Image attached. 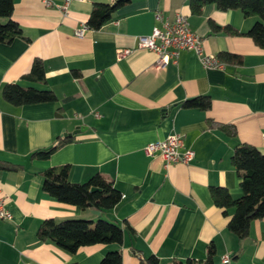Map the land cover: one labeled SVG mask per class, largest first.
Masks as SVG:
<instances>
[{
    "label": "crops",
    "instance_id": "obj_1",
    "mask_svg": "<svg viewBox=\"0 0 264 264\" xmlns=\"http://www.w3.org/2000/svg\"><path fill=\"white\" fill-rule=\"evenodd\" d=\"M113 1H72L64 15L63 0H12V19L22 35L0 44V162L21 169L0 171V200L10 215L0 222V264H100L114 250L121 252V264H145L152 255L159 264L204 261L210 244L214 264H222L224 256L232 264H264V217L253 220L247 238L238 240L227 229L233 209L224 214L210 194V188L221 187L234 199L241 196L230 163L238 144L264 154V50L247 36L214 33L208 23L245 33L259 19L214 5L192 15L189 0H129L99 30L74 35L86 25L93 3ZM156 12L170 18L184 14L204 53L228 52L241 63L206 69L193 52L183 51L176 65L156 66L153 52L135 48L137 37L160 26ZM124 48L133 49L118 57ZM35 58L44 63V84L22 80ZM11 83L50 90L57 101L12 106L1 96ZM197 96L210 98L208 110L181 106ZM210 123L231 125L235 135ZM74 131L66 137L72 141L48 159L30 158ZM172 133L182 134L185 147L194 151L188 165L164 167L160 157L144 155L146 145ZM62 165L69 166L72 183L102 174L121 193L119 204L97 216L91 208L56 202L42 191L40 173ZM100 217L121 226V245L70 254L36 236L46 219Z\"/></svg>",
    "mask_w": 264,
    "mask_h": 264
},
{
    "label": "trees",
    "instance_id": "obj_2",
    "mask_svg": "<svg viewBox=\"0 0 264 264\" xmlns=\"http://www.w3.org/2000/svg\"><path fill=\"white\" fill-rule=\"evenodd\" d=\"M129 0H115L112 3H93L86 21L90 30H99L112 18L114 12L123 7ZM192 15H200L202 9L214 5L217 10L226 12L239 10L244 17H257L259 20L245 33H240L232 26L220 27L209 21V27L214 33H224L229 36L244 35L254 44L264 50V0H189ZM12 0H0V44L10 43L14 38L21 37L19 25L12 19ZM217 58L231 65L241 63V57L228 52H221ZM75 77L79 74L74 73ZM22 80L44 84L46 83L45 66L40 58H35L28 73ZM2 98L12 106H25L43 103H54L56 95L50 90H40L34 87H23L18 83L5 84L1 89ZM186 109L208 110L211 100L208 96H197L182 102ZM210 127L221 129L226 135L233 137L235 128L231 125L212 124ZM72 138L58 137L50 146L35 150L31 159H48ZM230 163L240 178L241 196L234 199L230 193L221 187L210 188L214 204L227 214L233 209V214L227 224V229L238 239L247 238L250 223L264 217V154L248 144H238L230 158ZM20 166L0 162V171H19ZM42 191L61 205L76 207L81 211L93 209L101 214L114 209L121 200V193L102 174L96 173L86 182L72 183L69 180V166L50 167L40 173ZM125 227L133 230L125 223ZM124 231L120 225L103 217L92 222L88 219H66L55 221L43 220L36 231L40 242H49L67 253H76L80 248L94 245H121ZM214 247L208 246V254L204 261L187 259L172 261L170 264H214ZM121 252H107L100 264H121ZM145 264H159L155 256L146 258ZM232 264V263H229Z\"/></svg>",
    "mask_w": 264,
    "mask_h": 264
},
{
    "label": "built area",
    "instance_id": "obj_3",
    "mask_svg": "<svg viewBox=\"0 0 264 264\" xmlns=\"http://www.w3.org/2000/svg\"><path fill=\"white\" fill-rule=\"evenodd\" d=\"M72 1L82 2L88 0H63L59 8L64 15L67 13V7ZM46 6H50V2H46ZM155 21L160 26H154L147 36L137 37L135 48L153 52L157 56L156 66L162 68L169 63L176 65L181 52L191 51L198 57L204 68H224L225 64L217 56L204 53L199 36L190 29L187 17L184 14L176 12L170 18L163 17L162 13L156 12ZM87 30L86 25H83L75 30L74 35L82 38ZM132 49H121L118 51V57H125L130 54ZM142 151L147 157H160L164 167L188 165L195 158L194 151L185 147L184 136L178 133H172L164 140L152 142L146 145ZM9 218L10 215L4 207L3 200H0V222ZM229 263L230 258L224 256L222 264Z\"/></svg>",
    "mask_w": 264,
    "mask_h": 264
},
{
    "label": "water",
    "instance_id": "obj_4",
    "mask_svg": "<svg viewBox=\"0 0 264 264\" xmlns=\"http://www.w3.org/2000/svg\"><path fill=\"white\" fill-rule=\"evenodd\" d=\"M77 133V131H74L73 133H70V134H63V137L66 138V137H72L73 135H75ZM93 214L99 216V212L98 211H95L93 210Z\"/></svg>",
    "mask_w": 264,
    "mask_h": 264
}]
</instances>
